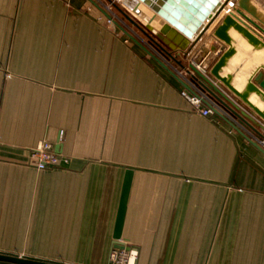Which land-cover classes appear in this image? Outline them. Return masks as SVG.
I'll list each match as a JSON object with an SVG mask.
<instances>
[{"label": "crops", "instance_id": "1", "mask_svg": "<svg viewBox=\"0 0 264 264\" xmlns=\"http://www.w3.org/2000/svg\"><path fill=\"white\" fill-rule=\"evenodd\" d=\"M92 1L0 0V254L109 264L129 172L117 242L135 264H264V154L181 96L186 49L168 65ZM214 42L189 60L210 68ZM42 142L67 162L37 171Z\"/></svg>", "mask_w": 264, "mask_h": 264}, {"label": "water", "instance_id": "2", "mask_svg": "<svg viewBox=\"0 0 264 264\" xmlns=\"http://www.w3.org/2000/svg\"><path fill=\"white\" fill-rule=\"evenodd\" d=\"M90 1L93 2L92 0ZM136 1L148 6L156 17L158 16L163 20L164 24L160 28L157 36L152 37L134 23L131 18L128 16L124 17L145 33L147 39H149L150 43L157 51L171 58L173 62H177L176 59L170 56V53H167L161 45L163 41L162 37L170 30L175 29L185 38L191 39L193 32L199 29L200 23L204 22L206 18L208 19L210 10H214L215 6L218 5V3H216L217 0ZM238 3L241 12L236 11L237 16L246 20L247 23L238 22V18H236L237 21L232 20L227 16L223 19L222 24L214 31V36L217 37L221 43L222 55L209 68L208 77L199 72L193 64L188 65L185 72L199 89L206 91L209 95L214 97L226 111L235 117L243 129H248L258 138H262L260 133L261 125L258 121L264 122V39L255 36L252 32V28L264 36V0H239ZM126 4L127 0H124L123 5L126 6ZM115 8L118 9L117 7ZM100 10L105 18H109L108 14L105 13L102 8H100ZM245 14L248 15V17ZM248 29H251L252 33H250ZM233 32L238 38L232 37L231 33ZM239 56L241 58H238ZM235 59L241 60L236 61ZM177 63L181 68H184L181 62ZM238 74L242 75V78L239 76V79L241 78L243 80L242 87L236 85L239 80L236 78ZM182 85L184 89L190 90L184 82H182ZM220 86L227 90L235 102L224 95L218 88ZM241 107H244V110H242ZM213 113L219 115L225 122H229L242 138L246 139L261 154H264V148L249 138L245 131H242L228 119H225L217 111L214 110ZM57 149L58 147H56V150ZM126 175L127 178L118 206L119 210L115 221L113 236L115 246L120 248L122 247L117 245V241L120 238L122 230L130 181V173L128 172ZM0 263L52 264L4 254H0Z\"/></svg>", "mask_w": 264, "mask_h": 264}, {"label": "built area", "instance_id": "3", "mask_svg": "<svg viewBox=\"0 0 264 264\" xmlns=\"http://www.w3.org/2000/svg\"><path fill=\"white\" fill-rule=\"evenodd\" d=\"M104 4L100 3V7L104 10L105 13L108 14L109 18H106V23L108 24H114V22H117L118 19L115 13V3L119 4L122 7H125L123 5L124 0H104ZM252 32L255 36L261 39H264V36L256 31L254 28H252ZM193 47V43L191 44ZM155 54L157 56H160V58L163 60V62L171 63L173 60L164 54H162L160 51H157L156 49H153ZM152 50V51H153ZM190 51L187 54L184 55V59L187 60V65L184 66V68H176L171 67L172 72L176 73L182 81L187 85L189 91L183 88V91L181 92V96L185 99L187 104L192 108V110L197 111L202 117L206 118L209 117L211 114H213V111H217L221 116H223L225 119H228L233 124L238 126L242 131H245V133L248 135L249 138H251L253 141L257 142L261 147L264 148V122L258 121V123L261 125L260 133L262 138H258L254 133H250L247 129H243L241 125L239 124V121L235 117H233L228 111L225 110V108L220 105L214 97L209 95L206 91L199 89L192 81L189 75L185 72L187 70L188 64L192 65L203 75L207 76L209 75V66L205 62V58L201 59L200 61H191L190 59ZM209 53H211V50L206 53V56H209ZM217 58H219L222 54L221 52V46L217 48L214 52ZM170 56H174L170 54ZM176 59V57H173ZM226 97H228L230 100L234 101L232 96L223 88L222 86L218 87ZM235 102V101H234ZM242 110H244V107H241ZM257 121V120H256ZM62 136V132H59V138ZM30 158L35 161V167L37 171L43 172L44 170H51L59 166L61 162L66 163L67 160L62 158L60 155H58L54 151V146L51 143L48 142H42L40 143L36 148H34L31 151ZM118 243V242H117ZM117 245L120 247H114L112 251L109 254V264H135V257L137 255V251L135 248L129 247L126 248L125 243H118Z\"/></svg>", "mask_w": 264, "mask_h": 264}, {"label": "bare ground", "instance_id": "4", "mask_svg": "<svg viewBox=\"0 0 264 264\" xmlns=\"http://www.w3.org/2000/svg\"><path fill=\"white\" fill-rule=\"evenodd\" d=\"M239 0H217L216 3H218L217 6H215V9H211L210 13H209V17L208 19L206 18L204 20V22L200 23V27L198 30L193 32V35L191 37V39L185 38L183 35H181L179 32H177L175 29L170 30L165 36L162 37L163 41L168 44L170 46V44H172L175 49L178 50H185L186 47L188 46V44H191V42H195V44H197L199 41H201L204 36H208L209 33L212 34V37H214L218 42V38L214 36V31L219 27V25L222 24L223 19H225V17L229 16L232 20L237 21L236 18H238V22L244 23L246 24V20L240 18L239 16H237L236 11H240L239 9ZM225 4V6H224ZM125 6V5H124ZM127 8L131 11V13L133 15H135L136 17H138L139 19L144 20L145 22H148L149 25H147L150 28V24H153L154 20L155 22H158L157 20H160L162 22V25L157 29V31L160 30V28L163 26L164 22L161 18H159L158 16L156 17L153 12L151 11V9L144 5L141 2H137L136 0H127V4H126ZM148 10L151 12L152 17L148 18ZM244 13V12H243ZM246 15V14H245ZM248 17V15H246ZM216 26L214 28H212V26L215 24ZM246 22V23H245ZM252 28V27H251ZM251 32V29H248ZM158 34V32L156 33ZM232 37H237V35L233 32L231 33ZM220 43V42H219ZM221 45V43H220ZM241 56V54H240ZM238 58H241V57ZM237 60H241V59H235ZM239 76L242 78V75H237L236 78L239 79ZM239 79L238 82L236 83L237 86L242 87L243 84V80Z\"/></svg>", "mask_w": 264, "mask_h": 264}, {"label": "rangeland", "instance_id": "5", "mask_svg": "<svg viewBox=\"0 0 264 264\" xmlns=\"http://www.w3.org/2000/svg\"><path fill=\"white\" fill-rule=\"evenodd\" d=\"M115 7H117L118 9H119V11H118V9H116L115 8V13H116V16L117 15H119L121 18H123V19H126L124 16H128L129 18H131L132 19V21L134 22V23H136L139 27H141L142 29H143V31H145L146 33H148L149 35H151V36H153V37H156L157 36V34L155 33V30H154V28L152 27V26H150V28L147 26L148 25V22H143V20H141V19H136L135 17H134V15L131 13V11L129 10V9H127V8H125V7H122V6H120L119 4H116L115 3V5H114ZM127 7V6H126ZM122 13H124V14H122ZM117 20L116 21H118L119 20V17L117 16ZM138 18V17H137ZM139 20H141V21H139ZM126 21L127 22H129L127 19H126ZM146 23V24H145ZM135 29L137 28L136 26L134 27ZM157 32H159V31H157ZM161 44L162 45H164V48H166L165 50H169L170 51V49H169V45L168 44H166L165 42H161ZM218 43H215L214 42V44L212 45V47H211V53H210V55H212V52H214L217 48H219L218 47V45H217ZM191 46V45H190ZM152 47V46H151ZM188 47V46H187ZM186 47V52L188 53L189 51H191L192 49L191 48H187ZM169 51H167V53L169 52ZM174 57V56H173Z\"/></svg>", "mask_w": 264, "mask_h": 264}, {"label": "trees", "instance_id": "6", "mask_svg": "<svg viewBox=\"0 0 264 264\" xmlns=\"http://www.w3.org/2000/svg\"><path fill=\"white\" fill-rule=\"evenodd\" d=\"M153 37V36H152ZM162 45V44H161ZM151 46H153L152 44H151ZM154 47V46H153ZM162 47L164 48V45H162ZM155 49V48H154ZM166 48H164V50H165ZM165 51H168V50H165Z\"/></svg>", "mask_w": 264, "mask_h": 264}]
</instances>
